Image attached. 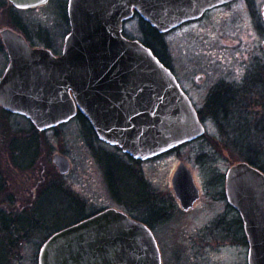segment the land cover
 <instances>
[{"label": "water", "instance_id": "obj_1", "mask_svg": "<svg viewBox=\"0 0 264 264\" xmlns=\"http://www.w3.org/2000/svg\"><path fill=\"white\" fill-rule=\"evenodd\" d=\"M10 1L28 8L48 0ZM233 1L69 0L71 32L61 56L32 48L4 29L10 64L0 79V106L30 119L40 131L81 112L100 140L137 159L193 141L205 127L192 102L150 48L123 36V21L137 11L165 33ZM54 163L62 174L71 168L58 153ZM173 185L185 209L198 199L185 164L178 166ZM226 187L244 221L248 264H264V172L239 162L228 170ZM39 264H161V254L145 224L108 209L52 235L41 248Z\"/></svg>", "mask_w": 264, "mask_h": 264}, {"label": "rangeland", "instance_id": "obj_2", "mask_svg": "<svg viewBox=\"0 0 264 264\" xmlns=\"http://www.w3.org/2000/svg\"><path fill=\"white\" fill-rule=\"evenodd\" d=\"M263 7L264 0H236L206 13L195 24H184L183 29L173 30L161 37H155L152 29L141 20H135L129 27V34L135 39L148 41L156 52L165 55L164 58L176 71L185 69L182 73L185 84L192 92H197L207 82L197 85L198 81H194V77L200 74L208 77L209 67L204 66L209 64L213 65L215 77L228 75L233 82L244 69L260 70L264 75ZM46 10L16 12L9 0H0V28L3 29L12 16L22 17L29 22L40 21L38 17ZM51 20L53 34L62 44L68 26L57 13L51 14ZM6 65L7 58L0 45V77ZM247 109L246 130L249 138L253 139L251 137L256 136L253 125L260 113L256 105ZM86 124L80 118H75L52 136H39L25 117L9 115L0 108V225L7 223L10 227L6 235L0 232V250L8 251V259L4 264H38L41 246L57 229L101 209L115 207L146 222L144 204L129 206L125 200L121 203L115 198L118 196H114L108 189L103 166L95 156V151L112 150L94 139L85 127ZM208 124L204 137L176 148L177 151L152 164L150 177H145L151 195L173 203V192L170 190L172 171L184 158L197 185L204 187L207 192L214 191L209 190L208 183L219 182L221 172L224 173L231 164L243 160V154L235 151L219 153L217 156L211 152L218 140H213L211 134L216 132L212 131L209 121ZM33 141L38 144L34 157L35 145L31 146ZM220 145L224 143L220 142L217 149L224 151ZM16 149L17 153L14 152ZM57 153L71 160L67 175H61L52 161V156ZM120 155L122 157L120 153L115 157L120 158ZM17 159L23 163L28 162L21 165ZM259 162L264 166V153ZM114 175L123 198L131 202L148 198L133 173L122 174L119 171L117 174L114 172ZM96 179L94 183L92 180ZM51 184L56 187L44 192ZM206 203L204 198L202 204ZM225 224L223 220H214L201 208L185 216L181 211L175 212L168 223L162 227L157 226L163 235L165 231L171 232L168 237H164L167 241L164 244V255L168 264H176L177 249L183 250L187 246L181 234L195 230H210L215 240L214 248L206 254L205 262L209 256L210 264H247L248 246L245 248L243 244L240 245V237L233 233L230 235ZM159 239L163 241L162 237ZM189 249L188 245L186 252ZM4 255L1 254L2 257ZM193 257L192 254L184 258V264H198L194 261L196 255Z\"/></svg>", "mask_w": 264, "mask_h": 264}, {"label": "flooded vegetation", "instance_id": "obj_3", "mask_svg": "<svg viewBox=\"0 0 264 264\" xmlns=\"http://www.w3.org/2000/svg\"><path fill=\"white\" fill-rule=\"evenodd\" d=\"M68 3L69 0H48L44 4L36 7L20 8L15 6L11 2L13 6V10L14 11L16 10V12L28 11V10L42 11L48 8L49 9L43 11L42 14H40V16L38 17L40 21L37 20V22H29L22 17L12 16L11 21L6 26H4L3 29H10L13 32L22 36L27 41L30 47L45 48L47 50H50L55 56H60L63 52L65 38L71 31V25L68 15ZM53 13H57L68 26L67 28L68 32L65 34L64 39L62 40L63 41L62 44L61 41L54 36L52 31L51 14L53 15ZM200 19L201 18H199L198 20ZM135 20H141L142 23H144L145 25L147 24L143 22L141 16L137 12L132 18L125 20L123 22V35L127 39L130 40L135 39L131 37L129 34V27L134 23ZM198 20L188 22L187 24H185V26L190 24H195L197 23ZM147 26L150 29H152L155 34L157 32V34L160 35V37L163 35V34H159L156 28L150 25ZM185 26L182 25L181 27L175 29V31L180 30L181 28L183 29ZM3 29L0 28V45L7 58V65L4 69L5 71L10 63V57L1 37V31ZM148 46L151 48L152 45L149 43ZM151 49L154 51L157 57L163 62V64L173 72L183 92L188 96L193 106L197 110L198 116L205 127V134L202 137H204L207 134L206 126L209 125L208 121L211 123L212 131L215 130L216 132L213 135L211 134V136L213 140H218L217 145L213 146L211 152L216 156L219 155V153L226 154L227 152L231 153L234 151L243 154V160H240L239 162H247L253 167L264 172V169L260 168V166L257 163L256 164L253 162L251 163L248 160V157H253L258 161L261 158V154L264 153L263 72L260 70L248 71L244 69L241 72V74L238 76L239 78H236L233 82L228 75L215 77L212 69L213 65L209 64V66H204V67H209L208 77L204 74H200L194 77L195 78L194 81H198L197 85H199V83L203 84L205 83V81L207 82V84L204 87H200V90H198L197 92L195 91L192 92L190 88L185 84V78L184 75L182 74L184 73L185 69L181 68L179 69V71H176V68L164 58L165 57L164 54L161 55L158 52H156L154 47H152ZM193 90H195L194 86H193ZM252 105L257 106L260 115L255 125H253V127L255 126L254 130L256 132L255 133L256 136L255 137L250 136L251 138H253L250 139L249 133H247L246 130L247 120L245 118V111H247L248 110L247 108H249ZM65 125H61L44 131H39L33 125L34 127L33 129H35L36 132H38L39 136H45V135L52 136V134H55ZM86 128L88 129V131L90 132V134L93 136L94 139L98 140L101 144H104L110 150H112V152L107 150H104V152L95 151V156L98 158L100 164L103 166L105 181L107 183L108 189L114 196H118V198L115 197L116 200L121 203H123L122 200H125L127 201V203H129V206L137 205L141 203L144 204V215L146 222L143 223L154 234V237L157 241L161 253V264L169 263L167 257H165L164 255V244L167 243V241L164 240V237H168V235L171 232L165 231L163 235V233L161 232V230L157 228V226L158 225H159L158 227L164 226L166 222L168 223L171 220L174 213L177 211L178 212L181 211L182 215L185 216L192 214L201 208L202 211H206L207 215L213 217L214 220L219 219L221 221L223 220V222L225 221L226 222L225 225L227 227L226 229L229 232V234L231 235V233H233L235 236H239L241 239L240 245L243 244L245 248L248 246V240L245 232V225L241 213L234 206L231 205L227 197L226 175L228 170L232 167L233 164H231L224 173L223 172L220 173L219 182L208 183V185L210 186L207 187L209 188V190L213 189L214 190L213 192L205 191L204 187L197 185V183L195 182L199 190V197L190 208L185 209L182 205L181 200L178 198L175 192L172 181H171L172 186L170 184V190L173 192L172 195L173 203L171 202L168 203V200L165 198L155 197L154 195H151L149 186L147 185L145 180L146 176L150 177L152 164L158 162L160 159L166 157L167 155L177 151L176 148L147 160L136 159L132 156H129L128 154L123 153L119 147L117 146L113 147L111 145L102 142L98 138L97 134L95 133L91 125ZM220 142L224 143V145H220V148L221 149L224 148V151L217 149L218 144ZM190 143L192 142L186 144H190ZM33 145H35L34 147L35 150L33 152L32 157L35 156L38 148V144L36 143V141L35 143L33 141L31 146ZM115 150L120 152L117 153ZM14 152L17 153V149ZM119 153L122 154V157L120 155V158H116L115 155L116 154L118 155ZM54 155L52 156L53 163H54ZM18 157L20 156L18 155ZM32 157H30L27 160L30 161ZM184 159L180 160L179 163L174 167L172 171V179L180 164H185L189 168L187 162ZM17 160L21 161V159H17ZM33 161L34 159H32V163ZM26 162L23 163L21 161L18 163L21 165L22 164L26 165ZM36 163L37 161L35 159L34 164ZM57 169L59 170L58 167ZM119 171L122 172V174L133 173L137 177L138 182L142 185L143 190L148 194V198L146 199L141 198L135 202H131V200H129L126 197L123 198V196L121 195V189L119 186H117V180L115 179L116 176L114 175V172L117 174V172ZM190 171L192 172L191 169ZM60 174L63 176L67 175V174H62L61 172ZM92 181L95 183L97 182V179ZM52 187H56L55 184L48 185V187L44 190V192ZM44 192H42L41 195H43ZM204 198L207 200L206 204H202ZM111 208L117 209L115 207H108L105 209H101L96 211L95 213L93 212L92 214H88L87 216L83 217V219L93 217ZM119 211L137 220L135 217L132 216L130 212L124 210H119ZM154 222H156V224H154ZM159 233H161V236L159 235ZM181 236L184 239L183 242L186 243L187 246L189 245L190 249L187 252H186L187 246L184 247L183 250L177 249V253L175 254L179 263L177 262L176 264H184L185 262L183 261V259L188 258V256L192 254L194 255L193 259L195 258L196 255V259L194 261L198 262V264H210V262H208L209 256H207L208 260L205 262L206 254L210 253V250L214 248V244H215L214 237L211 234L210 230H195L192 232L186 231L182 233ZM161 237L163 241L159 239ZM197 253L199 254V256ZM211 264H213V262H211Z\"/></svg>", "mask_w": 264, "mask_h": 264}, {"label": "trees", "instance_id": "obj_4", "mask_svg": "<svg viewBox=\"0 0 264 264\" xmlns=\"http://www.w3.org/2000/svg\"><path fill=\"white\" fill-rule=\"evenodd\" d=\"M157 34V33H156ZM156 34H155V37H156ZM157 36H159L160 37V35H158L157 34ZM154 37V38H155ZM148 42L146 41V45L148 46ZM150 46V45H149ZM151 48H152V46H151ZM78 118H80L81 119V121H83V122H85L86 123V119H85V117L82 115V114H79L78 115ZM248 160L252 163H257L259 166H260V168H263L264 166H262V164H261V162H259L260 160H256L255 158H253V157H248ZM81 219H83V218H80L78 221H80ZM11 220H13L14 221V219H11ZM78 221H76V222H78ZM75 223V222H74ZM68 225H71V223L70 224H68ZM68 225H66V226H68ZM9 229H10V227L7 225V223H3V226H1L0 225V232L3 234V235H6V233H7V231H9ZM11 232H13V231H11ZM3 253H5V255L2 257L1 256V254H3ZM8 251L6 250V249H4V250H0V264H4L5 262H6V258L8 259ZM7 264H9V263H7Z\"/></svg>", "mask_w": 264, "mask_h": 264}]
</instances>
